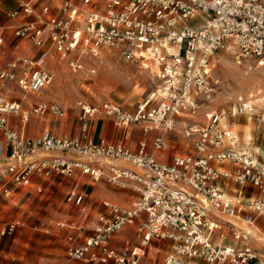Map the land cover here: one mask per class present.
<instances>
[{"label": "built area", "instance_id": "built-area-1", "mask_svg": "<svg viewBox=\"0 0 264 264\" xmlns=\"http://www.w3.org/2000/svg\"><path fill=\"white\" fill-rule=\"evenodd\" d=\"M39 1H24L13 12V16L23 12L35 17L17 27L15 35L28 38L38 52L0 66L4 147L0 148V191L9 197L37 177H69L74 182L66 200L82 205L86 195L77 175L98 180L105 163L109 179L122 187L133 186L138 197L130 206L107 202L110 213L100 215L82 240L70 237L71 259L85 264H139L154 241H170L165 264H264V256L253 247L252 229L253 213L264 214V154L239 148L238 133L224 125L225 113L207 114L206 122L187 120L194 118L188 112L197 114L208 107L220 87L212 65L220 52L233 54L239 64L251 61L264 66V0H53V5L45 3L37 10ZM199 15L201 20L191 24ZM102 50L139 64L167 92L161 94L156 87L133 108L110 100H79L78 134L45 130L28 136L13 128L11 115H18L22 125L32 114L66 115L55 102L23 105L28 95H40L53 82L49 60L67 63L77 74L85 70V55L97 57ZM90 72L95 74L96 68ZM19 93L21 98H15ZM253 107L252 97L240 95L227 117L252 113ZM97 115L120 128L140 127L144 137L138 148L96 141L91 121ZM257 121L262 124L264 119ZM179 122L184 123L182 135L194 151L175 155L171 162L158 158ZM224 137L230 143L225 144ZM222 179L240 185L233 196L219 186ZM247 186L259 195L248 197ZM232 219H241L246 226L239 227ZM137 221L134 238L113 247L116 234ZM15 226L10 223L9 232ZM216 233L222 243L214 239ZM229 233L234 244L225 243Z\"/></svg>", "mask_w": 264, "mask_h": 264}, {"label": "rangeland", "instance_id": "rangeland-1", "mask_svg": "<svg viewBox=\"0 0 264 264\" xmlns=\"http://www.w3.org/2000/svg\"><path fill=\"white\" fill-rule=\"evenodd\" d=\"M199 20L200 15L191 20V24ZM102 51L98 57L85 55V70L77 74L65 62H52L50 69L54 75L57 65L61 75H55L53 84L43 93V98L48 100L53 97L67 112L65 118L68 116L71 121L77 120L75 105L79 100L93 103L110 99L133 108L156 87L161 94L167 92L165 88L161 92V82L139 64L121 59L107 50ZM217 58L219 61L213 78L219 80L220 87L210 105L204 106L193 115L194 118L187 120L206 122L207 113L214 111L227 114L236 106L240 95L249 98L252 92L255 95L252 113L227 118L231 126L235 123L240 147L253 153L263 152L264 121L259 124L257 118L264 119V66L257 67L251 61L239 64L229 52H220ZM250 65L253 66L251 71ZM92 68H96L95 74H91ZM183 127L184 123L179 122L169 135L165 150V154H169L166 158L169 162L175 155L194 151L192 143L182 135ZM154 134L151 132V135ZM249 137L252 140L246 144ZM118 163L114 164L122 165ZM35 180L36 183L17 189L9 197L0 191V264H81L70 259L68 241L71 236H77L80 227L93 225L89 220L90 214L89 219H81L85 213L83 206L67 202V191L62 190V185L50 179L37 177ZM134 193L136 197L130 204L137 199L138 192L135 190ZM10 223H16L12 232H9ZM255 235L258 240L264 238L262 233Z\"/></svg>", "mask_w": 264, "mask_h": 264}, {"label": "crops", "instance_id": "crops-1", "mask_svg": "<svg viewBox=\"0 0 264 264\" xmlns=\"http://www.w3.org/2000/svg\"><path fill=\"white\" fill-rule=\"evenodd\" d=\"M24 1L27 0H0V39L2 40L0 44V66L5 65L9 61L16 59V57L18 56H33L38 52V49L33 46V44L28 38H19L15 35V29L17 27L27 22L33 21L35 18L33 15H28L23 12H21L20 15L13 16V12L16 9H18L21 6V3ZM45 3H50L51 5H53L54 2L53 0H40L38 3H36V9L40 10L42 5ZM50 66L51 64L48 65L49 69ZM46 91L47 89L44 90L40 95H34L35 98L32 99H30L28 96V98L23 101L24 108H28L29 106H31L32 102L34 101L36 102L49 101V102L58 103L57 101L53 100V97L52 99H48V100L43 98V93ZM15 98H21V93L15 95ZM107 100H104L102 102H105ZM102 102H93V103H102ZM113 102L121 104L116 101ZM121 105L127 107L124 104ZM248 119H251V117H249ZM10 120L12 122L13 128L23 132L28 136H38L41 133H43L45 130H51L54 134L57 135L66 132L71 134H78L80 131V122L78 115H77V120L74 119L71 121L68 119V116L65 118V117H57L52 114H48L45 117H41L38 114H32L27 125H22L20 123V118L18 117V115H11ZM225 122L228 125L230 124L228 119H226ZM233 125L235 126V123ZM234 126H233L234 130L237 131V129ZM91 132L96 141H100L101 139H106L108 141L120 142L133 150H136L138 148L139 142L144 137V135L143 136L141 135L142 129L140 127L136 125H132L126 128H120L117 127L111 119L101 115H97L92 119ZM249 139H252V137H249L246 140V144H249L248 143ZM0 148H4L3 133L1 131H0ZM239 148L245 150L242 147H240V143H239ZM165 153L166 151L157 153L158 158L168 161V159L166 158L169 157V154L168 153L165 154ZM257 153L264 154V151ZM218 166L223 168H230V169L235 168L233 165H229V164H222V165L218 164ZM103 167H104V175L98 180H94L91 176H85L81 174L77 175L76 177V179H78L81 182L82 191L86 195L84 199V203L82 204L83 211L85 213L82 215L81 219L86 220L88 218V215L90 214V219L89 218L88 219L90 220L91 223L93 222V225L100 215L110 213V208L106 205L107 202L116 203L122 206H130L132 205L130 204L132 199L136 197L134 193L135 188L133 186L128 185L122 187L121 185L112 182L109 179L111 172L108 166L104 163ZM49 179L55 181L59 185H62L63 186L62 190L67 191V193L70 190L72 183L74 182V178H69V177L54 176ZM34 183H36L35 179H34ZM218 184L222 189H224V191L227 194L231 196L235 194L236 191L234 190H237L240 187L238 183H233L230 180H225V179L220 180ZM16 191L17 190H14V192ZM245 191L248 197H256L259 195V191L252 186H247L245 188ZM76 206H80V205H76ZM70 209L72 210V208ZM253 214L255 217V223L252 226V229L255 231L256 234L258 233L264 234V214H257V213H253ZM225 219H227V217ZM232 220L239 227L246 226L241 219H232ZM138 223L139 222L137 221L136 223H132L130 226L121 229L112 240L111 245L113 247H119L123 244L124 240L134 238ZM93 225L90 226L89 228L80 227L78 229L77 236L75 237V239L82 240L85 237V235L91 231ZM82 229H84V231ZM217 235H218L217 233L214 235V239L216 240V242L222 243L223 241L220 240L217 237ZM257 240L258 239L253 241V247L259 253V255L264 256V238L261 237L258 241ZM225 243H230V244L235 243V240L231 233L228 234V238L225 241ZM68 244L70 246L71 244L70 240L68 241ZM170 251H171L170 241H154L152 245L147 249L146 254L141 258L139 264H165V257ZM80 263L85 264L83 262ZM189 264H194V262L191 261L189 262ZM200 264H206V263L201 262Z\"/></svg>", "mask_w": 264, "mask_h": 264}, {"label": "bare ground", "instance_id": "bare-ground-1", "mask_svg": "<svg viewBox=\"0 0 264 264\" xmlns=\"http://www.w3.org/2000/svg\"><path fill=\"white\" fill-rule=\"evenodd\" d=\"M102 53H103V51H99V52H98V56H101ZM92 56H94V55H92ZM98 56H97V57H98ZM94 57H95V56H94ZM54 60H57V59L53 58V59L50 61V64H52V62H53ZM57 61H58V60H57ZM218 61H219V58H218V59H215V60L213 61V64H212V65H213L215 68H217ZM58 62H59V61H58ZM60 62H61V61H60ZM53 67H54V66H53ZM54 69H55V71H56V74H55V75L60 76V75H61V71H60V69L58 68V65H57ZM55 75H54V78H55ZM53 82H54V79H53ZM53 82L51 83V85L53 84ZM51 85H50V86H51ZM50 86H48V88H49ZM48 88H46V89H48ZM46 89H45V90H46ZM161 90H162L161 92H163V87H161ZM31 96H32V97H35V96L32 95V94H31ZM249 96L252 97V101L254 102V99H255V95H254V93H252V92L249 93ZM213 99H214V98H213ZM213 99H212V100H213ZM253 109H254V107H253ZM66 113H67V112H66ZM180 113L182 114V112H180ZM187 114L190 115V116H191V115H194L193 113H189V112H188ZM207 114H210V113H207ZM175 116H177V117H181V116L178 115V114H175ZM193 117H194V116H193ZM224 118H225V119H224V125H225L227 128L234 130L233 126H231L230 124L228 125V124H226V122H225V120L228 119L226 113H225ZM179 119H180V118H179ZM234 131H235V130H234ZM246 140H247V139H246ZM251 140H252V139H249V140H248V143H249V144H250V141H251ZM224 143H225V144L230 143V140H229L228 137H224ZM115 161H119L120 163H122V165L125 164L124 162H122V161H120V160H111V161H108V162H111V163H113V162H114V163H118V162H115ZM120 163H118V164H120ZM122 165H121V166H122ZM107 166H108V165H107ZM118 166H120V165H118ZM63 225H64V224H63ZM130 225H131V223H128V224H126L123 228L128 227V226H130ZM123 228H122V229H123Z\"/></svg>", "mask_w": 264, "mask_h": 264}]
</instances>
